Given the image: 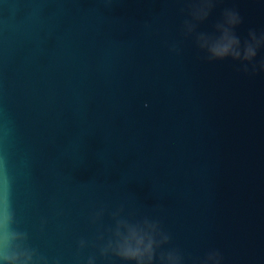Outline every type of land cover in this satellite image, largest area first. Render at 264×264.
<instances>
[{
	"label": "water",
	"instance_id": "obj_1",
	"mask_svg": "<svg viewBox=\"0 0 264 264\" xmlns=\"http://www.w3.org/2000/svg\"><path fill=\"white\" fill-rule=\"evenodd\" d=\"M193 3L0 0V195L7 176L48 264H120L98 250L119 209L158 221L183 264H264V71L232 59L243 43L207 60L223 10L243 42L264 0H215L203 21Z\"/></svg>",
	"mask_w": 264,
	"mask_h": 264
},
{
	"label": "clouds",
	"instance_id": "obj_2",
	"mask_svg": "<svg viewBox=\"0 0 264 264\" xmlns=\"http://www.w3.org/2000/svg\"><path fill=\"white\" fill-rule=\"evenodd\" d=\"M215 0H194L193 9L204 5L207 10L197 18L201 21L207 19ZM227 27L220 36L222 43H218L210 50L207 60L224 61L228 58L233 45L243 43V56L241 52L233 51L232 59L238 61L244 73L255 74L257 67L264 71V59L255 63L258 51L264 48V32L260 35L254 30H249L247 38L241 41L236 35L237 29L242 23V17L235 9L225 8L220 19ZM220 27L218 22L215 25ZM122 209L112 213L114 227L109 228L108 236L103 234L98 237L99 254L106 260H118L120 264H183V255L171 244V236L165 232L160 223L147 217L130 221L119 219ZM100 213L97 214V217ZM84 242L81 241V247ZM222 256L219 251H210L197 264H221ZM0 264H48L47 259L41 256L36 249L29 244V234L18 227L15 211L12 207L9 181L4 177V191L0 195ZM88 264H95V258L90 257Z\"/></svg>",
	"mask_w": 264,
	"mask_h": 264
}]
</instances>
